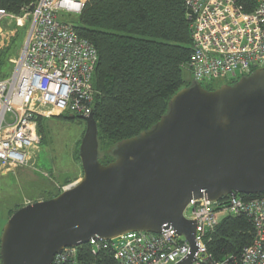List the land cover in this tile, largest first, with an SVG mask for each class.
<instances>
[{
  "label": "water",
  "instance_id": "1",
  "mask_svg": "<svg viewBox=\"0 0 264 264\" xmlns=\"http://www.w3.org/2000/svg\"><path fill=\"white\" fill-rule=\"evenodd\" d=\"M79 118L81 179L8 217L0 264H50L64 247L168 226L190 246L176 264H191L195 223L183 216L191 199L264 193V68L232 85L180 89L154 127L121 140L106 164L93 114Z\"/></svg>",
  "mask_w": 264,
  "mask_h": 264
},
{
  "label": "built area",
  "instance_id": "2",
  "mask_svg": "<svg viewBox=\"0 0 264 264\" xmlns=\"http://www.w3.org/2000/svg\"><path fill=\"white\" fill-rule=\"evenodd\" d=\"M84 6L85 0H36L21 10L22 17L0 7V23H29L11 73L0 78V177L35 162L41 142L38 117L92 113L97 50L67 19L77 18ZM184 6L191 37L184 68L192 84L224 79L230 85L264 68V0H256L249 12L235 0H184ZM241 214L253 224V242L239 259H213L206 245L209 233L224 217ZM183 216L195 223L191 264H264V193L219 201L203 195L189 201ZM101 243L110 248L113 264H176L190 253L185 237L171 226L156 234L127 232L111 240L90 239L92 253ZM79 246L62 248L50 264H78Z\"/></svg>",
  "mask_w": 264,
  "mask_h": 264
},
{
  "label": "trees",
  "instance_id": "3",
  "mask_svg": "<svg viewBox=\"0 0 264 264\" xmlns=\"http://www.w3.org/2000/svg\"><path fill=\"white\" fill-rule=\"evenodd\" d=\"M35 1L0 0V7L18 15ZM235 1L247 12L256 5V0ZM73 23L77 34L90 41L98 54L92 75V114L97 124L98 159L106 164L114 159L116 144L152 129L167 113L171 96L192 84L183 75L191 53L186 8L184 0H85ZM7 54L0 51V78L11 73L4 74ZM202 86L214 89L211 82ZM68 116L79 118L69 114L56 117ZM45 119L38 117L37 121L40 147ZM236 195L247 200L260 194ZM254 235L246 215H228L209 233L207 250L215 260L239 259ZM103 244L95 253L88 243L80 245L78 264H113V254Z\"/></svg>",
  "mask_w": 264,
  "mask_h": 264
},
{
  "label": "rangeland",
  "instance_id": "4",
  "mask_svg": "<svg viewBox=\"0 0 264 264\" xmlns=\"http://www.w3.org/2000/svg\"><path fill=\"white\" fill-rule=\"evenodd\" d=\"M60 15L65 17V14ZM16 16L22 17V14ZM67 19L74 22L76 18L67 16ZM28 26L27 19L22 20L21 25L15 20L0 23V51H8L5 75L13 68L12 60L17 57ZM183 75L191 81L186 70ZM224 83V79H217L211 82V86L217 88ZM68 117L45 119V137L33 165L16 168L12 173L0 177V233L12 210L58 195L69 184L81 179L82 169L79 157L77 159V149L85 123L78 117ZM66 179L69 181L65 182Z\"/></svg>",
  "mask_w": 264,
  "mask_h": 264
}]
</instances>
